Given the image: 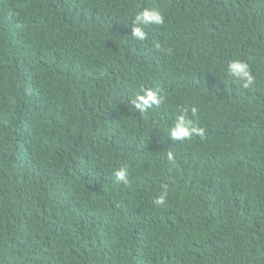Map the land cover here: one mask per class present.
I'll list each match as a JSON object with an SVG mask.
<instances>
[{
    "label": "trees",
    "instance_id": "trees-1",
    "mask_svg": "<svg viewBox=\"0 0 264 264\" xmlns=\"http://www.w3.org/2000/svg\"><path fill=\"white\" fill-rule=\"evenodd\" d=\"M191 104L204 138L173 141ZM0 264H264V0H0Z\"/></svg>",
    "mask_w": 264,
    "mask_h": 264
},
{
    "label": "clouds",
    "instance_id": "clouds-1",
    "mask_svg": "<svg viewBox=\"0 0 264 264\" xmlns=\"http://www.w3.org/2000/svg\"><path fill=\"white\" fill-rule=\"evenodd\" d=\"M132 36L143 42L147 39L148 33L146 28L151 25H163L165 17L161 10L156 7H144L131 16ZM153 48L158 51H164L160 44L153 42ZM171 53V49L168 50ZM225 78L233 85L243 89H253L255 86V76L252 73L249 61L233 57L227 61L226 67L222 70ZM167 99V93L162 89L154 87L143 88L129 101L132 109L138 112L141 117L147 118L148 110L153 107H159ZM199 107L196 104L178 105L174 111V118L170 126L167 128L168 137L173 141L191 140L195 137L204 138L205 129L200 126L196 119ZM168 161L175 163V154L173 151L166 152ZM113 175L115 181L124 185L130 184V174L126 165H121L114 169ZM168 195V185L163 184L162 190L152 203L155 207H163L166 204Z\"/></svg>",
    "mask_w": 264,
    "mask_h": 264
}]
</instances>
